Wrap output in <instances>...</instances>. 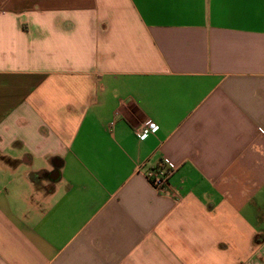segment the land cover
Masks as SVG:
<instances>
[{"label":"crops","instance_id":"obj_1","mask_svg":"<svg viewBox=\"0 0 264 264\" xmlns=\"http://www.w3.org/2000/svg\"><path fill=\"white\" fill-rule=\"evenodd\" d=\"M0 264H264V0H0Z\"/></svg>","mask_w":264,"mask_h":264},{"label":"built area","instance_id":"obj_2","mask_svg":"<svg viewBox=\"0 0 264 264\" xmlns=\"http://www.w3.org/2000/svg\"><path fill=\"white\" fill-rule=\"evenodd\" d=\"M146 129L150 133H156L158 127L153 124H147ZM146 178L149 180L151 185L155 190L164 195H172V192L169 190V173L164 169H154L145 173Z\"/></svg>","mask_w":264,"mask_h":264}]
</instances>
